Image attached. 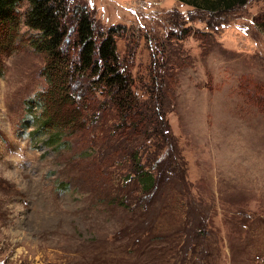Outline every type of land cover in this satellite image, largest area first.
Segmentation results:
<instances>
[{
  "label": "rangeland",
  "instance_id": "374dc122",
  "mask_svg": "<svg viewBox=\"0 0 264 264\" xmlns=\"http://www.w3.org/2000/svg\"><path fill=\"white\" fill-rule=\"evenodd\" d=\"M64 2L70 33L78 12L100 32L116 29L134 77L167 57L163 157L169 150L173 170L152 168L159 182L142 191L109 109L82 136L65 138L68 148L45 147L47 136L31 141L26 102L46 87L45 59L27 41L35 32L21 25L19 50L2 58L0 170L11 171L17 152L37 159L21 170L25 192L0 180V264H264V0L220 15L174 0ZM145 84L134 86L141 101ZM27 204L56 215L37 216Z\"/></svg>",
  "mask_w": 264,
  "mask_h": 264
},
{
  "label": "trees",
  "instance_id": "16d2710c",
  "mask_svg": "<svg viewBox=\"0 0 264 264\" xmlns=\"http://www.w3.org/2000/svg\"><path fill=\"white\" fill-rule=\"evenodd\" d=\"M174 1L197 12L220 15L241 8L250 0ZM24 3L27 7L22 12ZM66 15L64 0H0V76L4 68L2 58L18 51L24 40L21 34V25H24L35 32L28 37V43L45 59L41 76L46 87L26 102V115L31 116V124L35 127L28 132L31 141L47 136L42 142L45 147L68 148L65 138L82 136L80 132H84L89 123H97L100 111L113 110L118 121L114 127L116 137L122 140L124 147L128 146L123 147V153L138 185L147 193L159 182L152 168L156 174L158 171L164 175L170 169L172 157L169 150L163 157L171 138L165 121L170 109L168 81H164V73H161L167 69L164 62L167 57H161L162 63L159 60L153 62L154 73L149 69L148 75L140 79L134 77L127 61L118 53L116 29L110 28L106 33L96 30L91 16L85 12L74 14L71 44L66 49L71 35L66 25L69 21L64 23ZM183 35H188V30ZM173 36L177 38L170 33L172 39ZM166 42H161L162 51L169 46ZM74 51L76 54L73 55ZM145 78L149 83L143 85L148 99L141 101L134 86ZM159 85L163 89H159ZM97 94L104 101H97ZM26 124L30 126V123ZM91 139L95 142L98 138L90 137V142ZM143 156L146 157L144 164L141 163ZM164 163L167 164L165 167Z\"/></svg>",
  "mask_w": 264,
  "mask_h": 264
},
{
  "label": "clouds",
  "instance_id": "9594fccd",
  "mask_svg": "<svg viewBox=\"0 0 264 264\" xmlns=\"http://www.w3.org/2000/svg\"><path fill=\"white\" fill-rule=\"evenodd\" d=\"M21 147H23V145ZM33 159H37V157H31V156L26 157L22 153L17 152L16 158L12 161L11 171L0 170V180L7 181V183L12 185L16 189L17 192H21V193L25 192L26 186L24 183V176L21 174V170H23L24 172H27V169L24 166L29 164L30 161H32ZM38 178L39 177H36V179H38ZM71 196H72V193L70 190L62 194V197L64 198L63 202H64L65 209L72 205V201L70 199ZM20 203L22 205L25 204L24 201H21ZM27 208L30 211H35L37 216L41 215L44 212H50L53 215H56V210L51 208V207H49V208H41V207L33 208L30 204H27Z\"/></svg>",
  "mask_w": 264,
  "mask_h": 264
}]
</instances>
